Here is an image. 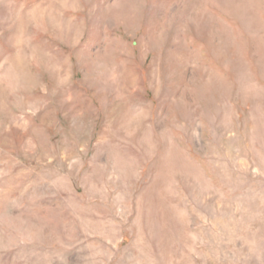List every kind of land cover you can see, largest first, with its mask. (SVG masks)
<instances>
[{"label": "rangeland", "instance_id": "374dc122", "mask_svg": "<svg viewBox=\"0 0 264 264\" xmlns=\"http://www.w3.org/2000/svg\"><path fill=\"white\" fill-rule=\"evenodd\" d=\"M0 264H264V0H0Z\"/></svg>", "mask_w": 264, "mask_h": 264}]
</instances>
